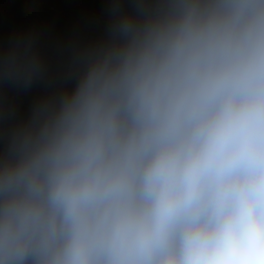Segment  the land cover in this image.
Listing matches in <instances>:
<instances>
[{
	"label": "clouds",
	"instance_id": "obj_1",
	"mask_svg": "<svg viewBox=\"0 0 264 264\" xmlns=\"http://www.w3.org/2000/svg\"><path fill=\"white\" fill-rule=\"evenodd\" d=\"M0 50V264H264V0H108L104 40Z\"/></svg>",
	"mask_w": 264,
	"mask_h": 264
},
{
	"label": "trees",
	"instance_id": "obj_2",
	"mask_svg": "<svg viewBox=\"0 0 264 264\" xmlns=\"http://www.w3.org/2000/svg\"><path fill=\"white\" fill-rule=\"evenodd\" d=\"M107 19L108 0H0V50L31 39L46 65L30 92L8 93L15 119L64 86L83 53L104 40Z\"/></svg>",
	"mask_w": 264,
	"mask_h": 264
}]
</instances>
